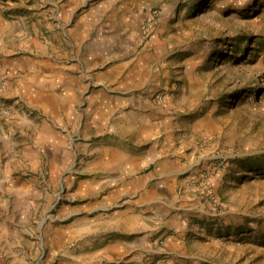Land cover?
<instances>
[{"label": "rangeland", "instance_id": "1", "mask_svg": "<svg viewBox=\"0 0 264 264\" xmlns=\"http://www.w3.org/2000/svg\"><path fill=\"white\" fill-rule=\"evenodd\" d=\"M0 18L24 21L0 45V264H264V0H0ZM34 43L33 76L1 69ZM31 81L42 98L13 91ZM156 146L178 229L145 214L126 258L100 234L110 186L82 185L119 173L100 147Z\"/></svg>", "mask_w": 264, "mask_h": 264}, {"label": "crops", "instance_id": "2", "mask_svg": "<svg viewBox=\"0 0 264 264\" xmlns=\"http://www.w3.org/2000/svg\"><path fill=\"white\" fill-rule=\"evenodd\" d=\"M35 25L36 24L33 23V27ZM23 27V20L6 22L0 18V45L8 38L12 39L19 36L20 33H22ZM39 50H47V45L39 46L34 43L30 52L32 55L36 53V56L33 55L32 59H27L23 54L13 51L14 54H7L4 56L1 69H4L5 73L14 74L15 76L22 77L23 73H30V76H33L32 74L38 72V68H40V64L34 62V59L39 58V55H37ZM31 60L34 61L29 62ZM10 80L13 82H22V80L17 79ZM57 85L62 93L70 89L72 90L75 87L65 78L60 79ZM13 86V91L16 90L20 93V96L23 94L25 95L26 93L29 94L28 90L31 89L33 92L32 96L36 97L38 95L39 98L43 97L42 90L44 85H38L31 81L24 85H19L18 82ZM23 90H26V93ZM142 107L147 109L144 115L145 117L143 116L136 123L140 124V130L148 131L155 126L154 120L150 116L155 113L152 112V110H149L150 108L145 104H143ZM48 137L51 139L50 136ZM136 151L131 152L125 157H118V154L120 153L118 150L108 147H100L97 152L100 155V159L103 161L106 160L105 162L115 165L119 170V173L114 177H111L110 179L106 178L101 182L93 181L82 185L83 191L90 190L96 186H99V188L105 185L110 186L108 195L104 200L105 204L98 206L97 208L108 210L107 208L109 207L107 206H114L116 207L114 210L115 213L112 216H108V214L105 215L108 218L104 219L108 221L109 225L106 229L102 230L100 234L101 236L109 233L118 234L119 237L114 240H108L105 246L114 249V252H123L122 255L123 257L126 256V258L132 256L134 249L138 246L137 238L139 235H136V232L140 231V218H142V216L144 217V215L147 214L151 218L157 219V222L162 224L169 231L173 229L176 231L179 222L176 213H173L176 200L171 194L172 186H174L175 178L178 174L175 164L168 158H164L159 154L158 146L146 150V154H144L143 149ZM149 154L151 159L155 160L154 166L156 168L155 182L151 185L143 183L142 178L136 173V169L141 165L143 158H146L145 161H149ZM187 209H189L190 212L193 209L197 210L195 207L191 206ZM185 215L183 213L180 217H187ZM172 239H174V237L169 233V236L166 238L169 249L173 246Z\"/></svg>", "mask_w": 264, "mask_h": 264}]
</instances>
